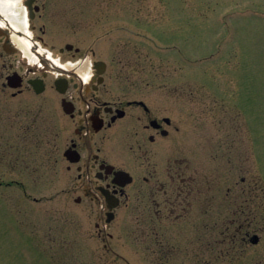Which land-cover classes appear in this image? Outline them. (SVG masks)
<instances>
[{"label": "rangeland", "instance_id": "obj_1", "mask_svg": "<svg viewBox=\"0 0 264 264\" xmlns=\"http://www.w3.org/2000/svg\"><path fill=\"white\" fill-rule=\"evenodd\" d=\"M89 3L74 32L47 42H90L112 62L114 98H146L147 84L170 92L171 206L119 209L99 234L96 209L63 199L68 176L52 172L51 144L10 141L0 93V264H264V0Z\"/></svg>", "mask_w": 264, "mask_h": 264}, {"label": "flooded vegetation", "instance_id": "obj_2", "mask_svg": "<svg viewBox=\"0 0 264 264\" xmlns=\"http://www.w3.org/2000/svg\"><path fill=\"white\" fill-rule=\"evenodd\" d=\"M14 1L0 7V59L7 67L0 93L8 99L10 141L51 144L52 172L68 176L60 192L63 199L96 209L92 225L99 234L107 231L119 209L170 208L172 132L179 129L171 118L170 92L147 84L152 89L146 98H114L112 62L95 58L90 42L87 47L49 46L50 33L74 32L76 8L90 0H20L18 27L9 16ZM14 39L28 46L30 57ZM24 160L16 162L21 167ZM19 169L9 171H27ZM38 171L37 165L32 173ZM4 187H16L21 199H28L21 183L9 181ZM21 235L26 240L39 237L25 231Z\"/></svg>", "mask_w": 264, "mask_h": 264}, {"label": "water", "instance_id": "obj_3", "mask_svg": "<svg viewBox=\"0 0 264 264\" xmlns=\"http://www.w3.org/2000/svg\"><path fill=\"white\" fill-rule=\"evenodd\" d=\"M6 1H7V0H0V7H1V6H4V5L6 4ZM19 1H20V0H15V1L13 2L12 7H10L11 14L9 15V16H11V17H10L11 21H13V22L15 23L16 27H18V25L20 26V22H19V20L16 18V14H17V12H15V11L17 10V9H16V8H17V3H18ZM1 8H2V7H1ZM14 41L18 43L17 45L21 48V50L23 51V53L25 54V56L30 57V53H29L28 46H27L26 44H24L23 42L17 40V39H14ZM21 56H22V55H21ZM257 241H258L257 237L254 236L253 239H252V243H257Z\"/></svg>", "mask_w": 264, "mask_h": 264}]
</instances>
